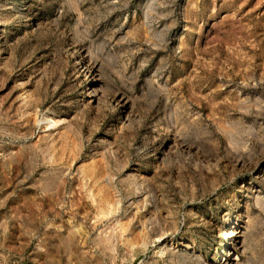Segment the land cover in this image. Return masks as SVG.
<instances>
[{
  "label": "rangeland",
  "instance_id": "1",
  "mask_svg": "<svg viewBox=\"0 0 264 264\" xmlns=\"http://www.w3.org/2000/svg\"><path fill=\"white\" fill-rule=\"evenodd\" d=\"M0 264H264V0H0Z\"/></svg>",
  "mask_w": 264,
  "mask_h": 264
},
{
  "label": "bare ground",
  "instance_id": "2",
  "mask_svg": "<svg viewBox=\"0 0 264 264\" xmlns=\"http://www.w3.org/2000/svg\"><path fill=\"white\" fill-rule=\"evenodd\" d=\"M47 122L49 123V125L53 124V122L50 119H48Z\"/></svg>",
  "mask_w": 264,
  "mask_h": 264
},
{
  "label": "trees",
  "instance_id": "3",
  "mask_svg": "<svg viewBox=\"0 0 264 264\" xmlns=\"http://www.w3.org/2000/svg\"><path fill=\"white\" fill-rule=\"evenodd\" d=\"M24 1V3H27V0H23ZM29 12V11H28Z\"/></svg>",
  "mask_w": 264,
  "mask_h": 264
}]
</instances>
